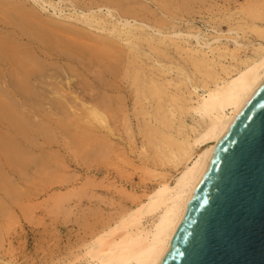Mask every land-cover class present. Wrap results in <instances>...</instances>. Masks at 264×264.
<instances>
[{"label":"bare ground","instance_id":"bare-ground-1","mask_svg":"<svg viewBox=\"0 0 264 264\" xmlns=\"http://www.w3.org/2000/svg\"><path fill=\"white\" fill-rule=\"evenodd\" d=\"M29 1L33 6L0 0V158L18 176L20 169L42 166L45 160L34 153L43 141L36 136L53 140L50 111H76L77 103L68 95L74 94L70 84L77 80L76 90L90 99L80 100L87 119L73 121L81 131L79 142L87 144V138L95 156L116 155L133 168L141 166L156 182L142 195L132 186V204L66 264H160L219 146L264 83V2L239 8L235 27L228 29L235 37L219 33L210 42L194 26L179 28L178 17L171 19L168 12L169 17L151 19L139 0H89L83 5L81 0ZM39 8L52 9L53 16ZM247 34L253 38L248 42L242 40ZM222 37L234 47L221 43ZM67 73L72 80L65 88ZM130 104L136 129L127 114ZM44 109L50 110V119L41 116ZM120 112L130 151L112 139L118 128L113 118ZM79 113V118L85 115ZM35 116L43 123H36ZM69 126L60 130L68 132ZM0 181L8 182L1 175ZM0 264L17 263L0 254Z\"/></svg>","mask_w":264,"mask_h":264},{"label":"rangeland","instance_id":"rangeland-1","mask_svg":"<svg viewBox=\"0 0 264 264\" xmlns=\"http://www.w3.org/2000/svg\"><path fill=\"white\" fill-rule=\"evenodd\" d=\"M22 1L28 6H33L32 1ZM81 1L84 2L82 3L83 5L87 2H91L92 0ZM92 2H95V0ZM139 2H141V4H146L147 9L145 10V15L149 16L151 19L154 18V16L155 19H164L167 16L169 17V15L171 19L178 17L175 20H179L176 21V24L178 22V26H180L179 28L186 30L189 29V27L194 26L193 28L200 29L201 35H205V39H208L211 42L213 41V37L219 33L224 34L225 36L231 35L235 37L236 33H229L228 29L230 27H235V22L237 21L236 19L239 16V8H241V6H246L249 3L253 6L257 4L261 5V2H264V0H195L194 2H191V4H194L192 7H190L191 4L189 1L188 4L190 5L186 4V0H161V2L160 0H139ZM79 3L81 4V2ZM64 5L65 3L62 4V7H64ZM66 5L64 7L65 9ZM188 8H190V10ZM38 10L41 11L40 8ZM147 10H149V12ZM65 11L66 13L70 12V8L67 7ZM151 11L152 14L154 13L153 16L152 14H148L151 13ZM41 12L47 17L53 16L52 9L48 8V11ZM190 13L191 15H189ZM164 14H167L166 17ZM167 19L170 21L169 18ZM170 22L173 21L171 20ZM257 23L259 22L257 21ZM240 36H242L241 33ZM252 39V36L247 34V38H243L242 40H246L248 42ZM220 40L221 43L228 44V47H234L233 41L229 38L226 39V37H222ZM249 48L250 47H247V50ZM171 55L178 59L177 55ZM67 76L69 77H65V80L64 78L62 80V82L64 81L63 85L65 88H68V85L65 84V82L72 80V76H70V74L67 73ZM73 77L75 78V76ZM76 81L77 80L74 79V81L72 80L70 84L75 88L70 87V90H73L74 94L68 95V99L69 101H72V103H77V108L75 110L78 113L80 112V115H84L85 112L82 111L86 110L81 108L80 100L83 99V97L87 101H90V99L88 95L85 96L83 93H79V90H76ZM46 85H50V83L48 82ZM75 95L78 96V100L71 97ZM79 95H81L80 98ZM70 97L75 100H71ZM85 99L83 100L85 101ZM129 103H131V101H129ZM131 104L130 110L127 114L129 115L130 120L132 118L133 126H135L136 129L137 123L136 118L133 117ZM44 111L46 114V111L48 112L50 110L44 109ZM76 111L73 110L69 112L68 115L70 116L64 113H54V115L53 111H50V113L52 112V118L49 113L43 115V112H39V114H42L41 116H49L46 117L47 119L51 118L50 122L43 117V119L46 120L44 123H46L47 126L49 124L51 125V128L49 127L51 129L49 135L50 133H53L55 136L57 135V141L56 138L51 135L53 140L50 139V143L48 141V136H45V138H48L47 141L45 138L43 139L45 134L39 135V138L36 136V140L38 139L40 143L43 141V145L41 146L42 148L39 147V150L35 151L34 155L36 156L40 153L39 157L41 156L43 161H45L42 166L39 167L32 165L34 168H31V170L39 172L40 169L44 171L39 173L34 171L36 172L34 173L29 170L30 168H27L28 170L25 168L24 170H19V172L23 171V173H20L21 175L18 176V170L15 171L11 169V171L4 165L3 160L0 158V164H2L0 167L4 171L2 172L0 168V175L5 181L9 182L8 184V182L5 183L2 181L1 183L0 181V205L2 206V210L0 209V254L12 257L17 264L68 263L70 260L81 254L83 245L91 239L95 232L106 226L109 222L111 223L119 213L132 204V198L134 199V194L131 192L132 186L138 188L140 190L139 194H141L143 189L151 188L156 182V178L151 177L153 176L152 172L148 173L147 171H144L141 166L138 167L139 165L134 166V169L133 166H130V164L127 165L129 160H125L123 157L118 156L117 158L116 155H114L115 157L113 155L100 157L91 154V142H88L87 138L85 140V143L87 141V144L79 142L78 133H81V131L78 132L79 129L77 128V125L73 124V121L75 123L86 120L87 112L84 115L85 117L82 116L83 118H79L77 116L78 113H75ZM35 115L38 116V113H35ZM118 115L119 118H113L114 122H117L118 128H116V126L114 127L116 130H114L112 139L119 143L121 145L120 147L123 146L125 149L130 151L129 147L131 145L129 144L130 140L126 137V127L123 126L124 123L121 122L123 121L122 119L124 118V113L120 112ZM112 116L109 115V118L111 119ZM66 118H68V120ZM43 119L42 121H44ZM37 120H39V118ZM40 121L41 120L36 123H39ZM48 121L49 124L47 123ZM69 123L73 125L70 124L69 126ZM66 124L71 128V130L68 131L69 133L71 132V134L65 132L67 127ZM1 127L2 126H0V128ZM69 127L67 128L68 130L70 129ZM60 128H65V131L60 130ZM118 129L120 130L117 131ZM55 132L56 134H54ZM69 135H71V137ZM88 139L91 141L89 137ZM138 139L140 140V136H138ZM38 140L37 142H39ZM51 141H55V143H52ZM140 141L137 140V142ZM79 143L82 145L80 146ZM131 154L133 156L135 153ZM46 159L50 162L49 166L47 165L48 162L45 163ZM136 159L137 158H135L136 163L140 164L141 161ZM123 160L126 162H122ZM43 165H45L44 168ZM138 169H140V172ZM14 171L17 173H14ZM1 173H6L7 175L5 174L3 176ZM122 173L125 174L123 175ZM26 175H29V177L27 178ZM7 177H9V179L12 177V181ZM81 182H83L82 185ZM12 183L15 186H12Z\"/></svg>","mask_w":264,"mask_h":264},{"label":"water","instance_id":"water-1","mask_svg":"<svg viewBox=\"0 0 264 264\" xmlns=\"http://www.w3.org/2000/svg\"><path fill=\"white\" fill-rule=\"evenodd\" d=\"M160 264H264V83L219 146Z\"/></svg>","mask_w":264,"mask_h":264}]
</instances>
